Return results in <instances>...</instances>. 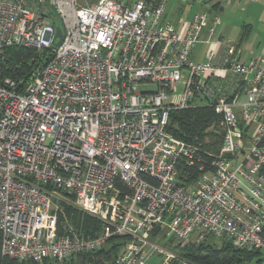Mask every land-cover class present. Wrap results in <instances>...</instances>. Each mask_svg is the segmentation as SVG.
I'll use <instances>...</instances> for the list:
<instances>
[{
	"label": "built area",
	"instance_id": "2783aa9c",
	"mask_svg": "<svg viewBox=\"0 0 264 264\" xmlns=\"http://www.w3.org/2000/svg\"><path fill=\"white\" fill-rule=\"evenodd\" d=\"M165 1L0 0L1 256L61 262L110 236L126 238L115 264H196L174 250L192 237L264 249V53L240 60L225 40L192 61L219 17L179 33ZM10 47L37 53L24 78L3 75ZM202 106L220 116L217 152L166 129ZM62 194L101 222L96 238L58 232Z\"/></svg>",
	"mask_w": 264,
	"mask_h": 264
},
{
	"label": "trees",
	"instance_id": "16d2710c",
	"mask_svg": "<svg viewBox=\"0 0 264 264\" xmlns=\"http://www.w3.org/2000/svg\"><path fill=\"white\" fill-rule=\"evenodd\" d=\"M5 55L2 64L3 75L15 80L26 77L37 59L36 51L25 47L7 48ZM219 118L220 116L211 107L207 106L175 109L169 112V122L166 129L176 139L198 144L202 148L217 152L221 144V134L218 128L215 130L208 129L213 121L215 119L219 120ZM62 207V213L57 216V230L59 233L64 231V225L68 229H75V233L85 239L96 238L99 235L101 222L96 217L64 203H62ZM125 241V237L110 236L99 248L74 253L61 262L45 259L39 263L30 259L18 260L3 257L0 254V264H115L114 260L122 251ZM174 250L181 257L196 264H247V261L255 256L252 249L235 248L224 241L221 245L207 243L206 241L192 242L183 247H175ZM260 261L259 258L255 260L256 263Z\"/></svg>",
	"mask_w": 264,
	"mask_h": 264
},
{
	"label": "crops",
	"instance_id": "0c3cea01",
	"mask_svg": "<svg viewBox=\"0 0 264 264\" xmlns=\"http://www.w3.org/2000/svg\"><path fill=\"white\" fill-rule=\"evenodd\" d=\"M165 1L162 19L183 33L193 15L199 11H206L209 15L219 17L215 25L214 35L208 39L203 33L202 39L191 52V60L204 61L209 51L215 50L220 56L223 51L221 42L230 40L232 57L240 60H250L264 53V0H176L172 10L166 11ZM196 3L198 8L195 10ZM191 7L186 15L184 9ZM176 8V9H175ZM219 40V43H215Z\"/></svg>",
	"mask_w": 264,
	"mask_h": 264
},
{
	"label": "rangeland",
	"instance_id": "374dc122",
	"mask_svg": "<svg viewBox=\"0 0 264 264\" xmlns=\"http://www.w3.org/2000/svg\"><path fill=\"white\" fill-rule=\"evenodd\" d=\"M124 1H128V2H130V1H133V0H124ZM176 3V0H169L168 2H167V4H166V11L167 10H169V11H171L172 10V7H173V5ZM171 4H173V5H171ZM193 5H194V7L193 8H195V10L198 8V5L196 4V3H192ZM191 3L189 4L190 6L192 5ZM191 7H186L185 9H184V15H186L190 10H192V9H190ZM176 9V8H175ZM206 31V32H205ZM207 33V26H204V28L202 29V32H201V36L203 35V33ZM218 119H215L214 121H213V124H211L210 126H209V129L208 130H215V129H217L218 128ZM62 203H64V204H66V205H69V206H71V207H74V208H78L77 207V205H76V203H75V201H74V199H73V197H71L70 195H65V194H62V195H60L59 197H57L55 200H54V202H53V210L56 212V214H57V216L60 214V213H62V210H63V207H62ZM79 209V208H78ZM65 224V223H64ZM63 228H64V230L66 229V228H68V227H65L64 225H63ZM73 231L75 232V229H73ZM202 241H206L207 243H215V244H217V245H221V243H222V241H220V239L219 238H216V237H213V236H209V237H207V238H205V239H203V240H196L194 237H192V238H190L186 243H184L183 245H181V244H179V245H177L176 247H183L184 245H186L187 243H192V242H195V243H197V242H202ZM123 249V248H122ZM253 250V252L255 253V256L254 257H252V259L251 260H248L247 261V264H264V249H252ZM261 259V261L259 262V263H256L255 262V260H257V259Z\"/></svg>",
	"mask_w": 264,
	"mask_h": 264
},
{
	"label": "water",
	"instance_id": "95a60500",
	"mask_svg": "<svg viewBox=\"0 0 264 264\" xmlns=\"http://www.w3.org/2000/svg\"><path fill=\"white\" fill-rule=\"evenodd\" d=\"M54 18H55V32L52 40V46L56 48L60 44L63 38L64 30L59 17L55 13H54Z\"/></svg>",
	"mask_w": 264,
	"mask_h": 264
}]
</instances>
